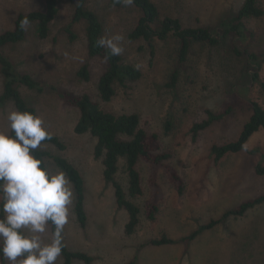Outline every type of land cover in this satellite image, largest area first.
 Instances as JSON below:
<instances>
[{
	"label": "rangeland",
	"instance_id": "374dc122",
	"mask_svg": "<svg viewBox=\"0 0 264 264\" xmlns=\"http://www.w3.org/2000/svg\"><path fill=\"white\" fill-rule=\"evenodd\" d=\"M258 1L264 9V0ZM243 2L155 1L162 17L179 18L186 27L211 29L236 15ZM75 5L69 0H59L60 11L47 39H40L36 25L31 24L24 41L3 48L17 71L48 86L43 93L24 87L20 92L37 110L48 132L59 136L67 149L60 151L49 144H41L39 149L65 157L85 179L88 223L82 228L76 220L71 184L73 203L64 229L68 248L92 256L91 264H127L136 256V264H264V204L249 210L244 217L218 224L187 244L147 245L139 250L140 245L163 235L176 240L187 237L200 226L219 220L227 211L264 194V177L255 172L257 158L264 155V130L256 132L238 154L217 162L211 152L214 145L236 140L252 114L251 107L238 100V97H245L240 89L245 79V60L234 54L232 40L222 41L216 47L193 43L177 87L170 88L168 83L178 60V40L173 37L166 41L155 40L153 47L143 40L130 41L128 36L141 16L139 9L132 5L116 8L109 0H86L87 8L103 22L104 37L122 35L124 62L139 66L142 72L137 82L127 87L117 86L114 99L105 103L98 97L97 85L108 64L101 58L88 57L86 24L72 26L77 34L74 41L66 33ZM45 8L44 0H0V34L13 30L20 14ZM248 26L255 32L249 45L251 51L264 53V16L248 20ZM85 64L90 65L91 81L88 83L77 75ZM261 75L264 78V68ZM51 87L77 95L90 93L104 110L117 115L136 113L140 116L141 128L158 135L160 152L171 155L165 164L184 179L185 191L178 192L163 167L154 170L147 162L139 164L144 195L132 200L142 211L147 200H157L160 212L156 222H149L142 212L136 233L126 234L129 216L118 208L115 190L103 178L102 159L94 156L97 139L90 134L74 133L79 113ZM251 89V98L264 107V93L257 86ZM228 106L233 108L227 117L194 137L192 127L207 118V111L221 112ZM13 110L16 109L12 102L0 105V131L11 132L7 116ZM169 117L174 125L171 131H166ZM258 148L260 151L254 152ZM47 164L51 173L60 171L51 158L47 159ZM153 178L157 181L156 187L149 184ZM117 179L127 191L124 159L119 162ZM52 238L49 226L43 239L49 243ZM56 264H63L61 256ZM73 264L85 263L75 261Z\"/></svg>",
	"mask_w": 264,
	"mask_h": 264
},
{
	"label": "trees",
	"instance_id": "16d2710c",
	"mask_svg": "<svg viewBox=\"0 0 264 264\" xmlns=\"http://www.w3.org/2000/svg\"><path fill=\"white\" fill-rule=\"evenodd\" d=\"M75 3V10L71 18V23L66 28L71 40H76L77 34L72 26L84 22L86 24L85 34L87 40V54L89 58H101L108 67L101 75L97 89L98 97L102 102H111L117 94L118 87H127L141 79L142 72L132 64L124 62L123 57L111 56L106 48L97 47L96 42L104 37V25L99 16L86 6V0H69ZM110 5L116 8L125 6L123 3H117L116 0H109ZM156 0H132L130 5L139 9L141 16L129 34L130 41L143 40L153 47L155 40L166 41L173 37L179 42L177 64L170 76L168 86L176 88L180 79L181 70L184 68L191 53L193 43H203L213 47L218 46L222 41L232 40V50L237 57L245 60V79L242 81L240 89L245 92L244 98L238 97L240 103L248 104L251 107L252 114L248 122L244 125L238 138L223 145H214L212 155L218 162L229 155L238 154L244 150L249 139L260 130H264V107L251 98V86L259 87L264 93V78L261 72L264 68V53L258 54L250 49V42L255 38V32L248 26V20L259 19L264 16V9L260 6L258 0H244L240 10L233 17L226 19L218 24L214 29L205 27H186L179 18L172 16L162 17L161 11ZM46 8L44 11L35 10L27 14H20L15 20L13 30H8L0 34V75L2 77V93L0 95V105L12 102L16 110L28 111L38 116L37 110L31 106L20 92L24 87L28 90L43 93L48 89L45 82L34 79L27 73L16 70L14 62L3 53V48L8 45H14L24 41L27 37V28L21 27V22L27 18L29 25H36V32L40 39L49 37L50 27L59 14V0H44ZM28 27V26H27ZM107 57V59H106ZM79 79L83 82L91 81L90 65L85 64L77 73ZM51 90L66 99L69 106L77 109L79 118L74 127L76 135L90 134L97 139L94 149L96 159H102L104 167L103 178L107 184L113 186L118 208L124 210L129 220L125 225L127 235L136 233L141 223V213L151 223L156 222L160 212V206L157 200L150 199L144 204V211L133 202L132 199L140 198L144 195L142 175L139 169L141 162L151 164L154 170L161 167L169 176L171 182L176 186L178 192L183 194L185 191L184 179L170 166L165 164L171 155L162 153L161 144L157 134H149L141 128L140 116L132 114H114L104 110L99 100H96L90 93L74 94L64 92L56 87ZM232 106L221 112L207 111V118L192 127L194 137L200 132L206 130L214 123L223 120L232 112ZM173 119L169 117L166 125V131L173 128ZM50 133V132H49ZM9 134L14 135L10 132ZM51 139H46L42 144H49L60 151H65L67 145L62 139L50 133ZM260 148L254 150L259 152ZM33 155L42 161V167L48 169L47 159L51 158L56 167L63 171L69 178L74 188V214L78 224L85 228L88 223V215L85 207L86 186L85 179L79 169L68 159L60 155H51L41 149H36ZM125 160L126 174L128 177V188L125 191L123 185L118 181L119 162ZM255 172L258 176L264 177V155L261 159L257 158ZM149 184L152 187L157 186V181L153 178ZM264 204V194L257 198L245 201L239 207L227 211L219 220H212L206 225L200 226L189 236L181 239H172L167 235L160 238L149 240L146 244L140 245L139 250L144 246L151 245L161 247L166 245H175L178 243L187 244L194 241L202 233L212 230L218 224L225 222L230 218L238 219L244 217L247 212ZM54 232V228L49 225ZM65 230L63 232V264H73L80 261L85 264H91L94 258L84 252L71 251L65 241ZM2 259V256H0ZM137 256L127 264H136ZM4 264H8L4 261Z\"/></svg>",
	"mask_w": 264,
	"mask_h": 264
},
{
	"label": "clouds",
	"instance_id": "9594fccd",
	"mask_svg": "<svg viewBox=\"0 0 264 264\" xmlns=\"http://www.w3.org/2000/svg\"><path fill=\"white\" fill-rule=\"evenodd\" d=\"M116 2L128 6L132 0ZM29 24L25 18L21 27ZM123 40L117 34L99 38L96 45L120 56ZM7 119L14 135L0 131V264H56L73 203L71 182L63 171L49 172L33 155L51 139L41 117L13 110ZM49 225L54 228L53 238L45 243Z\"/></svg>",
	"mask_w": 264,
	"mask_h": 264
}]
</instances>
